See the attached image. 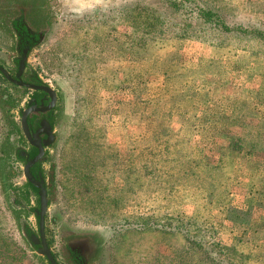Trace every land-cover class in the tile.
<instances>
[{
  "label": "rangeland",
  "instance_id": "rangeland-1",
  "mask_svg": "<svg viewBox=\"0 0 264 264\" xmlns=\"http://www.w3.org/2000/svg\"><path fill=\"white\" fill-rule=\"evenodd\" d=\"M197 1L57 0L30 56L66 99L55 250L58 228L103 264H264V0H201L229 31ZM34 257L0 189V264Z\"/></svg>",
  "mask_w": 264,
  "mask_h": 264
},
{
  "label": "flooded vegetation",
  "instance_id": "flooded-vegetation-1",
  "mask_svg": "<svg viewBox=\"0 0 264 264\" xmlns=\"http://www.w3.org/2000/svg\"><path fill=\"white\" fill-rule=\"evenodd\" d=\"M56 6L57 0H0V35L9 46L0 67L10 76L0 69L4 80L0 98L2 94L13 98L10 106L3 107L0 101L5 127L0 140V189L38 264H103V240L92 233L69 234L57 228V249L52 245L50 226L55 230L57 225L56 213H50L56 196L55 145L66 99L63 88L45 79L30 56L56 23ZM40 188L45 192L44 210Z\"/></svg>",
  "mask_w": 264,
  "mask_h": 264
},
{
  "label": "trees",
  "instance_id": "trees-1",
  "mask_svg": "<svg viewBox=\"0 0 264 264\" xmlns=\"http://www.w3.org/2000/svg\"><path fill=\"white\" fill-rule=\"evenodd\" d=\"M195 5H197L198 7H200L202 5V7L198 10V13L203 18L204 21L211 23V25H209L208 28H211L215 31H221V29H225V31L228 30V27H227L226 23L224 22V15L222 13H220V11H206V12L202 11V9L205 7V5L202 4L201 0L197 1V3ZM210 41H212V40H210ZM211 44H214V43H211ZM215 44H217V43H215ZM0 101L3 102L2 103L3 107L13 105V98L10 96V94H6V95L2 94ZM8 117L9 116H7V118ZM9 119H11V118L9 117ZM11 123H12V121H11ZM9 125H11V124H9ZM218 247H219V249H225V250L227 249V248H225V246L223 247L222 245H220ZM222 252H224V250Z\"/></svg>",
  "mask_w": 264,
  "mask_h": 264
},
{
  "label": "water",
  "instance_id": "water-1",
  "mask_svg": "<svg viewBox=\"0 0 264 264\" xmlns=\"http://www.w3.org/2000/svg\"><path fill=\"white\" fill-rule=\"evenodd\" d=\"M0 69L2 70V72L10 79V76L8 75L7 71H5L3 68L0 67ZM17 83H21V82H17ZM22 124H23V127L24 129L26 128V120H25V116H23V119H22ZM25 132H27V129L25 130ZM40 155V154H39ZM38 155V156H39ZM26 174L28 175V171L26 172ZM39 193L41 194V203H42V209L44 210L45 209V198H44V195H45V192L42 188L39 189ZM45 254L48 255L50 257V259H52L51 255L48 253L47 249L45 250Z\"/></svg>",
  "mask_w": 264,
  "mask_h": 264
},
{
  "label": "clouds",
  "instance_id": "clouds-1",
  "mask_svg": "<svg viewBox=\"0 0 264 264\" xmlns=\"http://www.w3.org/2000/svg\"><path fill=\"white\" fill-rule=\"evenodd\" d=\"M77 3H80L81 0H76ZM109 3H111V0H88L87 6L89 8H93L98 5H104L107 6ZM76 11H81V9H76Z\"/></svg>",
  "mask_w": 264,
  "mask_h": 264
}]
</instances>
